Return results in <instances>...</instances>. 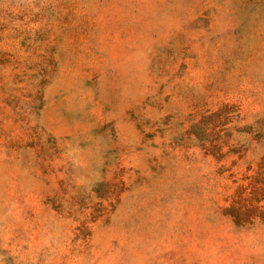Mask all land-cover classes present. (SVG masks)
Segmentation results:
<instances>
[{"label": "rangeland", "instance_id": "rangeland-1", "mask_svg": "<svg viewBox=\"0 0 264 264\" xmlns=\"http://www.w3.org/2000/svg\"><path fill=\"white\" fill-rule=\"evenodd\" d=\"M0 264H264V0H0Z\"/></svg>", "mask_w": 264, "mask_h": 264}]
</instances>
